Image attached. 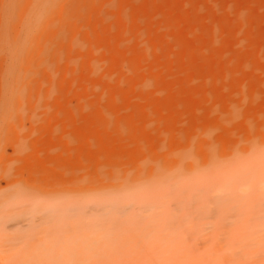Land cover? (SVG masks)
<instances>
[{
    "label": "rangeland",
    "instance_id": "1",
    "mask_svg": "<svg viewBox=\"0 0 264 264\" xmlns=\"http://www.w3.org/2000/svg\"><path fill=\"white\" fill-rule=\"evenodd\" d=\"M0 264H264V0H0Z\"/></svg>",
    "mask_w": 264,
    "mask_h": 264
}]
</instances>
